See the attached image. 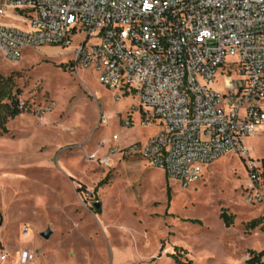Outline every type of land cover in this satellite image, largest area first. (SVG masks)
<instances>
[{
  "label": "rangeland",
  "instance_id": "obj_1",
  "mask_svg": "<svg viewBox=\"0 0 264 264\" xmlns=\"http://www.w3.org/2000/svg\"><path fill=\"white\" fill-rule=\"evenodd\" d=\"M0 18L28 29L14 16ZM72 51L27 48L17 62L0 51V89H18L25 110L8 121L7 133L0 130L3 264H22L24 250L35 254L27 264H177L176 247L194 264H247L250 250L264 251V174L254 188L248 159L224 156L188 188L139 156L113 155L108 165L89 160L109 156L114 134L127 146L161 125L146 120L133 94L116 100L97 73L74 68ZM246 146L263 170L264 129ZM223 210L235 215L233 226L226 227ZM47 229L50 239L42 236Z\"/></svg>",
  "mask_w": 264,
  "mask_h": 264
},
{
  "label": "built area",
  "instance_id": "obj_2",
  "mask_svg": "<svg viewBox=\"0 0 264 264\" xmlns=\"http://www.w3.org/2000/svg\"><path fill=\"white\" fill-rule=\"evenodd\" d=\"M8 9L28 29L0 23L7 59L19 61L27 48L73 47L74 68L97 73L116 100L133 94L146 120L161 125L127 146L114 134L109 156L91 162L139 156L188 188L207 165L237 154L260 187L246 140L264 129V0H3L0 16ZM34 257L24 250L20 261ZM8 258L0 254V264Z\"/></svg>",
  "mask_w": 264,
  "mask_h": 264
},
{
  "label": "trees",
  "instance_id": "obj_3",
  "mask_svg": "<svg viewBox=\"0 0 264 264\" xmlns=\"http://www.w3.org/2000/svg\"><path fill=\"white\" fill-rule=\"evenodd\" d=\"M10 80L11 79L9 78L8 81ZM19 94H20V91L18 89H17V93L14 95H12L11 93H5L3 88L0 89V130L3 133L8 132V129H7L8 121L10 119L16 118L17 116L21 115L25 111L24 106L21 104V101L19 99ZM4 98L8 99L9 103H3ZM257 172L263 175L264 165H263V170L258 169ZM103 183L104 182H102L101 184ZM167 191H168V198L170 201L171 187L169 185L167 186ZM220 217L224 221L226 227L233 226L235 222V215L229 214L227 210H223ZM261 221L262 219L254 220L250 223L249 226L251 228H256L257 226H259ZM194 222H200V221H194ZM261 229L264 231V226H262ZM175 250H176V253L172 254L171 256L175 259V262L177 264H194L193 261L184 260L181 257V255L183 254L182 251H184V249L180 247H176ZM249 254H250V258L247 260V264H264V251L257 252L255 250H250Z\"/></svg>",
  "mask_w": 264,
  "mask_h": 264
},
{
  "label": "crops",
  "instance_id": "obj_4",
  "mask_svg": "<svg viewBox=\"0 0 264 264\" xmlns=\"http://www.w3.org/2000/svg\"><path fill=\"white\" fill-rule=\"evenodd\" d=\"M6 16H14L16 18L17 17V14L12 10L9 12V9L7 10V15ZM19 20L23 21L22 19L18 18ZM0 23L2 24H5V25H9V26H16V27H22L21 25L17 24V23H14V22H11V21H7V20H3L0 18ZM25 26H23L22 28H24ZM161 130V129H160ZM151 137V136H150Z\"/></svg>",
  "mask_w": 264,
  "mask_h": 264
},
{
  "label": "water",
  "instance_id": "obj_5",
  "mask_svg": "<svg viewBox=\"0 0 264 264\" xmlns=\"http://www.w3.org/2000/svg\"><path fill=\"white\" fill-rule=\"evenodd\" d=\"M95 208L97 210H101L102 209V203L101 202H96L95 203ZM1 224V223H0ZM53 235V231L51 229H47L45 230L43 233H42V236L45 238V239H50V237Z\"/></svg>",
  "mask_w": 264,
  "mask_h": 264
}]
</instances>
